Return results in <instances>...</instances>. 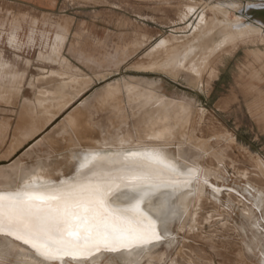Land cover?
Masks as SVG:
<instances>
[{
    "label": "rangeland",
    "instance_id": "rangeland-1",
    "mask_svg": "<svg viewBox=\"0 0 264 264\" xmlns=\"http://www.w3.org/2000/svg\"><path fill=\"white\" fill-rule=\"evenodd\" d=\"M190 3L0 0V48L11 59L5 60L10 70L1 66L0 168L19 161L26 170L39 168L46 178L73 176L76 161L71 151L53 149L43 136L76 107L82 106L90 123L101 126L105 136L114 123L122 124L123 133L133 134L135 125L179 116L187 127L185 154L205 153L206 163H220L222 179L211 177L202 202L193 201L182 222L175 219L169 224L171 239L139 252L135 261L261 264L258 241L264 217L261 206L252 207L251 201L258 188L264 191V37L242 28L241 36L220 39L205 50L204 36L195 32L202 30L211 10L201 6L191 10ZM251 17L242 19L235 11H227L223 21L238 26L244 19L251 22ZM211 24L210 28H216L220 23ZM13 53L17 55L14 62ZM134 86L137 94L153 96L133 98L126 90ZM109 90L119 102L100 105ZM60 103L67 108L26 138ZM213 185L219 188L215 196H211ZM243 204L252 207L256 225L253 218H244ZM129 260L106 252L88 264H129Z\"/></svg>",
    "mask_w": 264,
    "mask_h": 264
},
{
    "label": "snow or ice",
    "instance_id": "snow-or-ice-1",
    "mask_svg": "<svg viewBox=\"0 0 264 264\" xmlns=\"http://www.w3.org/2000/svg\"><path fill=\"white\" fill-rule=\"evenodd\" d=\"M0 66L10 70L2 61ZM103 159L87 152L78 171H91ZM107 159L119 167L93 172L67 186L64 181L41 183L24 169L0 178V264H29L26 249L39 258L38 264H88L104 252H127L132 257L154 242L171 239L169 224L177 215L172 196L201 181L202 170L180 163L162 147H143ZM202 182L208 184V178ZM163 189H171V195L146 211L143 205ZM116 193H127L130 203L117 206ZM259 200L264 217V192ZM258 243L264 253V232Z\"/></svg>",
    "mask_w": 264,
    "mask_h": 264
},
{
    "label": "bare ground",
    "instance_id": "bare-ground-1",
    "mask_svg": "<svg viewBox=\"0 0 264 264\" xmlns=\"http://www.w3.org/2000/svg\"><path fill=\"white\" fill-rule=\"evenodd\" d=\"M190 2H191L190 4L192 5V6H190L191 10L195 9L197 6H201V8H203V9L209 8V10H211L210 12L212 15H211V17H209L208 20L205 19L203 21L204 25L202 26L203 27L202 30L198 33L197 31H199V28H197L198 30L195 32L196 35L204 36V39L202 41V46L204 47L205 50H207V49L209 50L210 48L214 47L216 45V43L219 42L220 39H225L227 37H234L236 35L241 36L242 34H244V33H242V30L244 28L248 29L246 31V33H249V34L259 33L261 36L264 37V16H260L256 19H250L251 22L244 21L245 20L244 19L243 22L238 26H228L226 24V22L223 21L225 19V15H226L227 11H235L243 19L244 13H242V10L244 9V6L246 7L247 5H256V4L260 3L264 9V0H253V1L252 0H190ZM200 4H202V5H200ZM245 18H247V17H245ZM221 21H223V22H221ZM213 22H219L220 24L216 28H210V25H212L211 23H213ZM229 32H232V33H229ZM177 66H174V68H176ZM88 83H90V82H88ZM113 86L114 85H109L108 88H112ZM88 87H89L88 84L85 85L84 88L82 89V92L85 91ZM126 87H129V85ZM134 87L135 88H128V90H126V91L135 99H137V98L139 99L141 97L144 98V96L148 97V99H149L150 97L153 96L152 94H149V95H143L142 93L137 94L138 91L136 92V89H138V88H136L137 86H134ZM144 88H145V86H144ZM148 90H150V88ZM115 91H117V90H115ZM139 91H141V90H139ZM142 91H144V90H142ZM127 92H126V94H127ZM74 99H75V97H73L70 102L72 103V101ZM104 99H106V101L100 102L101 103L100 105H102V106L108 105L107 101L114 100L116 102H119V99L117 98L116 93L111 91V90H109L107 93L104 94ZM172 99H174V98H172ZM180 101H182V100L180 99ZM135 102L132 104H135ZM125 103H127V101ZM112 104L115 105L114 102ZM186 104H187V102H186ZM114 105H112V106L114 107ZM165 105H167V104H165ZM81 107H76V108L68 111L67 114L61 120V122L59 124H57L55 127H53L50 131H48L43 136V139L53 149H55L57 151H60V150H70L71 151L72 158L76 161V172H75V174L74 175L72 174L73 176H71V177H61L59 180H54L51 178L44 177L39 172V168H35L34 170H30L32 175H36L39 177V181L41 183H54L55 185H59L61 181H64L65 186H67V184L72 183V182H76V181L80 180L82 177L86 178V177L91 176L93 174V172H101V170L107 171L111 168L119 167L118 163H111L110 164L108 162V159H107L108 157H114L115 154H117V153L128 152V151H137L143 147H162V148L167 150V154L170 157L179 159L180 163H182V164L187 163L189 166L194 165V166H196L202 170L201 181H199V182L193 181L192 184L188 188L181 189L180 191L175 193L174 196H172L171 203L177 212L175 219H177V221H179V222H182L187 217L188 211H189V208H190L192 202L193 201H195V203H196V201L202 202V197L205 195V190H204L205 184L202 182L203 178L207 177L208 183H210L209 180L211 177H213L214 179H220L221 178L220 174L222 172V168L220 166V163H216V162H213L211 164L206 163L204 161V158H203L205 153L203 154V156L199 155L198 153H195L194 155H186L185 154L186 151L182 147L183 142L186 139L185 133L187 131L186 130L187 127H186V123H185L184 118H179V116H178V118H174V116H175L174 115L173 118H159V119L154 120V121H147L146 123L135 125L134 129L132 130L133 134H131L130 132L123 133L121 131V125L122 124L121 123H114V124H111V126L109 128V134L105 136L103 134V129L100 128L101 126L92 125L88 119L89 118L88 113L82 109L83 107L82 108ZM66 108L61 103L58 104L55 109L50 111V113L52 115L51 116L48 115V118L44 121L45 123L41 127H39L38 129H35L34 131L30 130L31 132H29V133L26 132L27 133V135H25L26 138H30V137L32 138V136L36 132L43 129L47 125L46 123L51 121L53 118L57 117ZM92 108H94V107H92ZM129 109H131V108H129ZM187 109H189V108H187ZM98 110H99V107H98ZM117 110H118V108H117ZM136 110H134V111H136ZM185 112H187V111H185ZM130 113H132V112H130ZM179 113L182 114V110ZM135 114L137 115L138 112L137 113L135 112ZM127 117H130V116H127ZM111 120L112 119H110V121H108V122L111 123ZM29 123H31V122H29ZM96 124H98V123H96ZM30 125H32V124H29L28 126L30 127ZM38 125H39V123H38ZM22 126H24V125H22ZM29 127H28V129H29ZM19 128L20 127H18V129ZM26 131H29V130H26ZM18 132L19 131L17 130V134H18ZM188 134H190V133H188ZM17 136H20V134L14 136V137L17 138ZM21 138H22V136H21ZM190 138H192V137H189V139ZM21 143L22 142L20 141V144ZM190 144H192V143H190ZM171 146L172 147L174 146V150L170 148ZM13 151L14 150H12V152ZM87 152L99 153L102 157H105V159L99 160L93 166H91V171H89L87 169H83V170L78 171L79 166H80L81 162L83 161L84 154ZM3 157H5V155ZM208 159H209V157H208ZM153 167H155V166H153ZM21 169L26 170L25 168L22 167V165L19 163V161H15L7 167L0 168V178H2L3 176H5V174H8V173L18 174ZM184 170L186 171V169H184ZM173 178L176 179L175 177H173ZM179 179H183V177H180ZM260 180H261V178H260ZM259 187H261V186H259ZM218 189L219 188L217 186L213 185L212 191H211L212 192L211 196H215V193H217L219 191ZM262 192H264L263 189L261 190L258 188L256 190V194L253 195L252 201H251L252 207L259 208L261 206L259 198H260V194ZM171 193H172L171 189L161 190L160 195L154 197L151 201L146 202L143 205L144 209L146 211H149L150 209L155 208L158 205V203L160 202V200L164 198L165 195H171ZM127 195H128L127 193H124V194L116 193L114 196L113 202L117 206H125L128 203H130V201L128 199H125V196H127ZM230 198L232 199L231 195H229V199ZM204 202L205 201H203V203ZM238 204H239V202H238ZM198 205L202 206V204H198ZM192 206H193V204H192ZM251 206L249 207V206H246L245 204H243L242 214H243L244 218H248V219L253 218L254 219L255 215L253 213V209ZM192 214H193V212H192ZM198 222H199V220H198ZM254 223L256 225L257 219H254ZM189 231H191V230H189ZM183 232H184V230H183ZM2 239L3 238L0 237V240H2ZM158 244H159V242H154L153 246H150V248L156 247V246H158ZM104 253H106V252H104ZM104 253L99 254L94 259H89V260L95 261L96 259L101 257ZM107 253H110V254L119 253V254L125 256L127 259L132 258V260H136L138 254H139V253H136L134 256L129 257L127 252H107ZM25 255L28 257L29 264H38L39 258L36 257L31 250L26 249ZM165 257L166 256L163 254L161 256V259H165ZM70 264H75V262L70 261ZM261 264H264V253H262V252H261Z\"/></svg>",
    "mask_w": 264,
    "mask_h": 264
},
{
    "label": "water",
    "instance_id": "water-1",
    "mask_svg": "<svg viewBox=\"0 0 264 264\" xmlns=\"http://www.w3.org/2000/svg\"><path fill=\"white\" fill-rule=\"evenodd\" d=\"M253 1V0H252ZM260 3L256 5H247L246 7L244 6V9L242 10V13L245 15H252L251 19H256L260 16H264V9L263 6Z\"/></svg>",
    "mask_w": 264,
    "mask_h": 264
},
{
    "label": "crops",
    "instance_id": "crops-1",
    "mask_svg": "<svg viewBox=\"0 0 264 264\" xmlns=\"http://www.w3.org/2000/svg\"><path fill=\"white\" fill-rule=\"evenodd\" d=\"M31 20V19H30ZM39 21V20H38ZM43 23V22H42ZM38 25H39V23H38ZM81 26H83V23H81ZM69 31H70V29H69ZM88 33H90V34H92V35H96V32L94 31V30H90V32H88ZM0 41H1V35H0ZM13 55H14V58H13V62L16 60V58H17V55L15 54V53H13ZM5 60H8V61H11V59H8V58H6L5 56H4V54H3V50L0 48V61H2L3 63H4V65L6 64V62H5ZM10 64H11V62H10ZM0 82H1V66H0ZM90 89V88H89Z\"/></svg>",
    "mask_w": 264,
    "mask_h": 264
}]
</instances>
